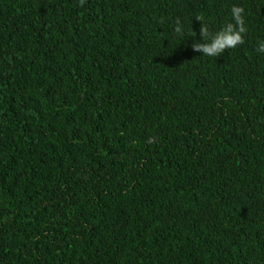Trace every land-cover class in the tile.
<instances>
[{"label": "trees", "instance_id": "1", "mask_svg": "<svg viewBox=\"0 0 264 264\" xmlns=\"http://www.w3.org/2000/svg\"><path fill=\"white\" fill-rule=\"evenodd\" d=\"M262 41L264 0H0V264H264Z\"/></svg>", "mask_w": 264, "mask_h": 264}, {"label": "clouds", "instance_id": "2", "mask_svg": "<svg viewBox=\"0 0 264 264\" xmlns=\"http://www.w3.org/2000/svg\"><path fill=\"white\" fill-rule=\"evenodd\" d=\"M80 3L83 5L85 0H80ZM231 17L232 22L227 23L214 34L209 33L207 26L201 23L199 32L203 42L194 39L191 44L192 50L201 53L203 56L217 57L224 53L226 49H235L240 44H243L244 35L247 31L244 8L239 5H233L231 7ZM175 32L180 36L184 34L183 25L179 21ZM256 51L264 54V41L258 43Z\"/></svg>", "mask_w": 264, "mask_h": 264}]
</instances>
